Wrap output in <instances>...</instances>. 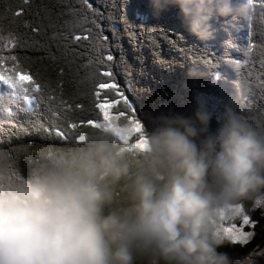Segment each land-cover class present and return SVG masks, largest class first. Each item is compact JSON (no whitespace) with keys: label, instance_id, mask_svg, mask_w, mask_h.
Returning a JSON list of instances; mask_svg holds the SVG:
<instances>
[{"label":"clouds","instance_id":"1","mask_svg":"<svg viewBox=\"0 0 264 264\" xmlns=\"http://www.w3.org/2000/svg\"><path fill=\"white\" fill-rule=\"evenodd\" d=\"M151 2L176 6L201 41L213 18L251 12L248 0ZM149 119L142 152L104 128L73 146L0 152V264H233L216 221L231 206L264 207V121L232 94L212 105L203 93L190 114Z\"/></svg>","mask_w":264,"mask_h":264},{"label":"trees","instance_id":"2","mask_svg":"<svg viewBox=\"0 0 264 264\" xmlns=\"http://www.w3.org/2000/svg\"><path fill=\"white\" fill-rule=\"evenodd\" d=\"M89 3L92 10L86 12L87 23L73 31L68 22L74 15H84L79 0H0L4 54L16 57L14 61L7 60L5 74L11 75L13 70L27 74L42 89V95L27 107L25 103H17L8 86L0 82V110L8 103V108L14 110L11 123L0 121L4 122L0 152L22 156L26 152L35 154L41 149L76 145L75 137L80 132L88 135L94 130L87 121H103L98 104L110 103L114 116L123 112L150 130V117L169 111L190 114L196 93L205 94L210 104L215 105L220 97L236 92L237 84L220 79L217 73L218 81L211 83L206 71L200 69L204 53L210 51L214 56L213 52L218 50L216 31L207 41L197 39L187 31L176 6L169 5L157 12L151 0H89ZM250 6V18L237 20L238 28L233 31L246 37V41L251 31L253 41L260 43L264 37V0H253ZM214 19L212 25H216ZM98 40L102 44L99 51L95 47ZM101 52L113 59L100 64L97 56ZM229 55L231 60L241 59L240 55ZM192 67L203 75L189 77L187 72ZM105 71L112 73L111 78L102 75ZM101 82L116 83L131 109L110 89L99 90L101 94L97 96V85ZM243 92L241 99L237 93L233 95L238 110L255 117L258 123L264 121V87L257 89L256 93L261 94L255 96L249 88ZM129 122L123 117L118 120L122 126ZM72 123L77 124L76 130L69 127ZM211 127H216L214 119ZM132 137L135 143L139 136ZM242 206L257 222L254 229L257 224H264L248 203ZM224 240L225 246L219 250L228 253L231 259L242 258L254 245Z\"/></svg>","mask_w":264,"mask_h":264},{"label":"snow or ice","instance_id":"3","mask_svg":"<svg viewBox=\"0 0 264 264\" xmlns=\"http://www.w3.org/2000/svg\"><path fill=\"white\" fill-rule=\"evenodd\" d=\"M81 4V12L84 13L82 16H75L74 20L79 25L78 28L82 27L85 23H87V10H92V4L89 3V0H79ZM19 14V13H17ZM95 23V21H93ZM76 29H73L75 31ZM87 39L88 37H84ZM79 37H77V40ZM107 39L106 37L104 38ZM3 37L0 36V82L7 85L8 88L11 90L10 95L12 97H17L23 99L25 104L31 106L33 101L37 100L39 96L42 95V89L38 81H35L32 79L31 76L27 74H23L21 72H16L13 70L11 75L5 74V65L8 59L16 60L15 56L6 57L4 54V46L2 44ZM95 47L97 50H102V44L97 41ZM240 51L243 53L244 60L241 61L239 59L231 60L230 63L232 66L238 70H243V68L246 66L248 59L254 58L255 56H259L261 61V67L264 68V40H262L260 43H256L253 41V33L251 31L247 34V43L244 47L240 49ZM113 57L111 55L103 56L102 52L101 55L97 56V60L100 64L105 63L106 61H111ZM210 63V61H209ZM103 76L111 78L112 73L110 71H105L102 73ZM264 87V85H261ZM98 91L96 93L97 96H100V91L103 89H110L113 92L117 94V96H120L123 99V103L128 106L129 109H131V105L128 103L127 98H123V94L118 91V85L116 83H104L101 82L97 85ZM102 113H103V122H96L93 120L87 121L88 125H91L94 129L98 128H104L105 130H112L117 138L120 140L121 143L127 144L130 148H135L138 151H144L146 146V140L142 133V125L136 121L131 119V117H126L125 113L120 112L118 115H113L110 111L113 108V105L110 103H103L97 105ZM37 107L39 105L37 104ZM5 113H7L9 120L8 123H11V118L13 116L11 108L5 107L4 109ZM126 118L130 120V123L132 124L131 128H121L118 124L119 118ZM3 124L4 122H0V130H3ZM69 127L73 130L77 129V124L72 123L69 125ZM136 133L138 134L139 138L136 140L135 143L132 142V134ZM58 135L63 136V132H58ZM87 137V134L84 132H80L75 137L76 143H82L85 141ZM259 206V205H258ZM231 215L233 218L235 216H242L243 217V225H249L253 224V221L250 219L248 215L245 214L243 206L242 205H235L231 206L227 209H222L218 215L217 221L219 220L221 223L225 220V217L228 215ZM216 221V224H217ZM218 232L222 237H227L232 243H246L250 237L253 235V233L245 232L242 230V228H237L235 225L231 227H217Z\"/></svg>","mask_w":264,"mask_h":264},{"label":"rangeland","instance_id":"4","mask_svg":"<svg viewBox=\"0 0 264 264\" xmlns=\"http://www.w3.org/2000/svg\"><path fill=\"white\" fill-rule=\"evenodd\" d=\"M252 1L253 0H248V3L251 4ZM226 19L227 18L224 17H217V19L216 18L214 19V21L216 22V25H213V28L216 29L215 30L216 34L214 35V39L217 41L216 44L218 50L216 52H213L214 56L210 55L211 53L210 51L204 53V56L201 59V62L199 63L200 69L204 72L206 71L208 78H210L211 83H213V81L215 82L218 81L216 76L217 73L221 76L220 79L226 80L230 83H235L239 87H243V88H239L237 85L234 86L236 92L233 90V95H236L237 93L240 99L243 98V94H244V92L243 94H240L241 89H243L244 91L245 89L249 88L251 92L254 93L255 96L256 94L259 93V92L256 93V90L261 88V85H264V68L261 67V61L258 55L255 56L254 58L248 59L247 64L242 71L232 66V64L230 63L232 58L229 54L234 53L235 55H240L241 59L239 60L243 61L245 58L243 56V53L240 51V49L245 46L247 41H246V37L242 35L237 36L233 31L238 28L236 21L239 19H230L227 21L228 26H225L224 21ZM247 26H250L249 23ZM223 31H225V34L222 33ZM262 40H264V37L262 38ZM210 48H213V46ZM215 70H220V71L215 72ZM212 85L215 87L214 84ZM254 86H257L258 88L256 90H253L252 88ZM0 88H1V83H0ZM15 99H17L18 101L17 103H21V104L25 103L23 99L19 98V96L15 97ZM8 104H4V106L9 107L10 104L9 105ZM33 104L34 103H32V105ZM4 106L0 110V121L7 122L9 117L7 113H5L4 111L5 109ZM25 106L31 107L27 104H25ZM118 124L120 127L123 128L132 127V124L130 122L127 125H123V126L120 123ZM132 135L136 136L138 134L133 133ZM138 138L136 140H138ZM250 209L253 210L259 222L264 220V207L256 206L255 208H253L251 206ZM250 219L253 221V224L243 225L242 216H235L233 218L229 214L228 216L225 217L223 223H221L219 220L217 221V227L223 228V227H231L235 225L237 228H242V230L245 232L253 233V235L246 243L243 244L235 243V244L244 245V244H248L249 242H254V245H252L248 250L245 251L244 253L245 255L242 258L232 259L233 264H264V228L261 227V225L263 226L264 224L258 222L261 225L257 224L254 229L253 227L256 221L253 220L252 218ZM246 228H248V230ZM223 238L229 240L227 237H223Z\"/></svg>","mask_w":264,"mask_h":264}]
</instances>
